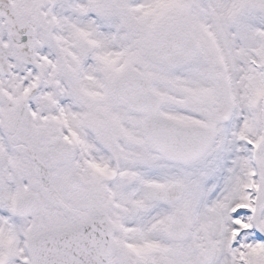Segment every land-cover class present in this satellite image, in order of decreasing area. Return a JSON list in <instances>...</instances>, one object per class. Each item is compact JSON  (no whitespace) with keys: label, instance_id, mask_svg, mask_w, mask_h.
Segmentation results:
<instances>
[{"label":"snow or ice","instance_id":"6c2138e0","mask_svg":"<svg viewBox=\"0 0 264 264\" xmlns=\"http://www.w3.org/2000/svg\"><path fill=\"white\" fill-rule=\"evenodd\" d=\"M0 264H264V0H0Z\"/></svg>","mask_w":264,"mask_h":264}]
</instances>
